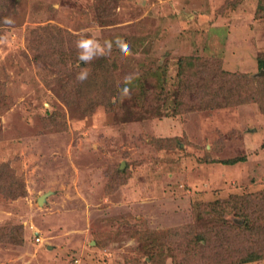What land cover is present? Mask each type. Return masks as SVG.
<instances>
[{
	"label": "rangeland",
	"instance_id": "374dc122",
	"mask_svg": "<svg viewBox=\"0 0 264 264\" xmlns=\"http://www.w3.org/2000/svg\"><path fill=\"white\" fill-rule=\"evenodd\" d=\"M259 5L0 0V187L11 189V174L25 187L15 197L0 190V264H151L149 238L162 244L165 264H175L169 253L180 255L182 240L194 255L179 264L233 260L226 234L232 245L246 213L243 237L264 217ZM64 48L80 67L113 62L104 85L122 94L81 99L56 58ZM181 56L236 74L223 100L202 105L191 93L178 114L137 107L145 91L135 83L145 79L148 91L166 81L172 106Z\"/></svg>",
	"mask_w": 264,
	"mask_h": 264
},
{
	"label": "trees",
	"instance_id": "16d2710c",
	"mask_svg": "<svg viewBox=\"0 0 264 264\" xmlns=\"http://www.w3.org/2000/svg\"><path fill=\"white\" fill-rule=\"evenodd\" d=\"M261 3V1H260ZM262 8V9H261ZM264 5H259V9L263 10ZM258 9V10H259ZM66 48L61 50L56 58L61 62V65H64L66 68L70 66L68 69L71 70L72 74V85H75V88L78 92V96L81 99H91V100H97L98 97H100L101 93V101L106 103V100L108 97H111L113 94L116 96L121 95L122 92H120L119 89H113V86L107 85L105 86L104 83H107L105 78H113L116 74V67L113 65V62L110 61V64L108 66H103V67H98V68H86V67H80L76 65V62L78 60V57H70L66 55L65 53ZM113 58L112 60H114ZM214 62V61H212ZM260 67L261 69L264 70V60L260 59ZM207 62L206 60L204 61L203 58H198V57H186V56H181L179 57V60L177 62V84H176V89H175V97L173 98V104L172 106L169 105L170 98L168 95V90L167 87L168 84L165 81V83H162L161 85H156L154 90L148 91V89L145 87L146 86V79L145 81H139L135 83L137 85V88L144 90V96L145 98L143 100L136 99L134 97V103L137 107L140 109H144L145 107H148V113L153 114L154 110L159 108L160 106H163V110H166L165 108H170L174 107L173 112L178 114L181 113L182 110L184 109L186 103H188V99H190L191 93H196L198 92V97L195 101L199 100L197 102L198 104H209V106L214 107V103L217 104L216 102H219L221 99L225 97L227 94L229 85L231 82H233L232 77H235L234 73L227 71L223 69L222 64H218V70L213 73V71L207 70ZM160 65L157 67V70L159 71L161 76H165L166 74V69L164 67L160 68ZM207 73V78L203 80L202 82H198L202 80ZM146 78V76L144 77ZM150 88V87H149ZM105 90V91H104ZM104 93L102 94V92ZM108 93V94H107ZM106 94L108 97H106ZM153 94V96H152ZM104 95V96H103ZM134 95V94H133ZM157 95V97H156ZM148 97V99H146ZM210 98V99H207ZM221 103V102H220ZM222 104V103H221ZM149 105V106H148ZM189 106V105H188ZM239 160H231V161H223V163H230L234 164ZM6 166L5 165H0V171L1 172H6L4 170ZM125 171L122 169H118L116 171L115 175V181L119 182L120 178L124 175ZM12 184H11V189L7 188L6 185L1 184L0 190L2 192H9V194H12V197H15L17 194H24L25 192V187L24 183L22 180H19L14 174H11L9 179ZM21 190V193H18ZM242 212L240 211L239 214L242 215ZM260 213V211H259ZM262 215V214H260ZM264 215V214H263ZM245 219V223H239L237 227L233 228V239L234 243H231L232 245L235 243H239L238 247L237 245L232 246L230 244V236L226 234V239L225 241L223 240L222 246L224 242L231 246V252L232 255L235 257L233 260L229 259V256L227 257V260L225 261L224 264H244L247 262H252L255 260H261L264 259V231H262L261 228H259L260 222L264 221V217L261 219L256 218V223L258 226H252L253 232L250 233V235L247 237H243V233L249 231L250 228L246 231L244 227H246V221H250L248 218V214L246 213V216H243ZM249 223V222H248ZM254 223V222H253ZM264 226V222L262 224ZM250 227V226H249ZM167 239V237H165ZM149 246H150V258H151V264H165L164 262V257L165 255L159 249L158 252V247L161 246L162 244L160 242H157L156 240L153 239H147ZM186 241H181L179 242V247L177 249L180 252V255H177L169 245V249H172L173 251L169 253V255L173 258V261L175 264L181 263V260L179 256L184 255V256H193L194 252L189 250V246ZM166 244V243H165ZM192 244V243H191ZM227 246V245H226ZM254 246V247H253ZM152 247V248H151ZM183 250V252H182Z\"/></svg>",
	"mask_w": 264,
	"mask_h": 264
},
{
	"label": "water",
	"instance_id": "95a60500",
	"mask_svg": "<svg viewBox=\"0 0 264 264\" xmlns=\"http://www.w3.org/2000/svg\"><path fill=\"white\" fill-rule=\"evenodd\" d=\"M47 195H48V193L42 195V196L39 198V203H42L43 201H45ZM41 198H42V200H41Z\"/></svg>",
	"mask_w": 264,
	"mask_h": 264
},
{
	"label": "bare ground",
	"instance_id": "6f19581e",
	"mask_svg": "<svg viewBox=\"0 0 264 264\" xmlns=\"http://www.w3.org/2000/svg\"><path fill=\"white\" fill-rule=\"evenodd\" d=\"M41 200H42V198H41Z\"/></svg>",
	"mask_w": 264,
	"mask_h": 264
}]
</instances>
